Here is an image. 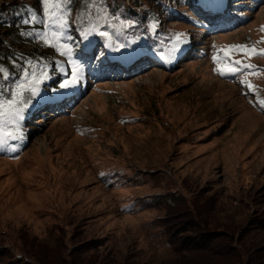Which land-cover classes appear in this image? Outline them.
Returning <instances> with one entry per match:
<instances>
[{"label": "rangeland", "instance_id": "1", "mask_svg": "<svg viewBox=\"0 0 264 264\" xmlns=\"http://www.w3.org/2000/svg\"><path fill=\"white\" fill-rule=\"evenodd\" d=\"M96 1L72 0L69 31L52 4L39 36L0 28L29 86L3 114L0 264H264V0L148 3L149 37H176L134 51L105 29L121 1L99 23ZM189 221L206 241L184 251Z\"/></svg>", "mask_w": 264, "mask_h": 264}, {"label": "trees", "instance_id": "2", "mask_svg": "<svg viewBox=\"0 0 264 264\" xmlns=\"http://www.w3.org/2000/svg\"><path fill=\"white\" fill-rule=\"evenodd\" d=\"M36 1V3L32 4H19L14 2L3 3L0 6V28L3 29L5 32H8L7 35L10 34L9 32L15 31L21 38H28L33 34L39 36L41 35V33H43L44 28L49 25L50 17H55L54 14H50V12L46 11V6L48 4L49 7L52 5L56 7V9L52 10L53 12L64 10L63 12H61L62 15L59 16L58 24L59 26H63L66 30L69 31V26L66 24L65 16H71L73 12L72 0H49L48 3L45 1V7L43 6L44 12L42 14L37 13L38 9L42 5L41 0ZM104 1L105 0H97L96 3L91 7V14L98 23L100 22V19L107 21V18L103 13L102 7ZM120 1L124 8H126L127 10L125 16L122 17V21L123 23H125V28L118 27V30H116V32H112V30L110 29V21V23L105 26L106 30H109L111 34H115L116 40L120 45L122 44L125 47L132 49L130 51H134L137 47L135 46V43H133L132 39L134 38L133 36L136 34L143 40L142 49L149 48V46L151 47L152 45H157L162 48L173 43L174 37H176L175 34H162L160 40H153L151 37H149V35L147 34V26L152 24L153 20L147 14V12H145L143 7L150 3L154 5V7H156L159 12L163 13L167 17H170L169 14L180 17L181 15H178L176 10H174L172 6L176 3L180 4L181 6H184L183 3L186 0H132V7L134 9L133 12H135L134 15L132 14L133 9L130 10V6L127 5V2L125 0ZM204 1L208 2L210 0ZM191 2H194V0H191ZM194 13L195 15L193 13L190 15V18L192 19L191 21L197 24H201V18H199L195 11ZM185 16H188L187 13ZM118 22H120V20ZM154 41L158 42L154 43ZM88 46L85 49L89 50ZM25 49V45L17 46V48H14V46L10 47L3 40H0V84H3L5 86V89H8V93L10 95L9 97H11V99H7L3 92L0 91V135L1 137H3L4 141H7L9 145L12 144L11 137L8 135L9 123L4 118L3 114L7 113L9 115L10 110H13L14 104L16 102V95L23 94L26 91L25 89H27L29 86H27V83L25 81L15 82V80H13V78L8 73V69L12 70L13 73L16 74V76H26L25 70L27 69V62L25 58L26 53H24ZM95 52L97 53V49ZM99 54L100 55L98 57L103 58V56H105L104 52L100 51ZM20 69L22 70V72L21 74H18V71ZM33 73L34 72H31L30 77H28V79H31V75H33ZM196 228L197 224L194 221L186 222V224L181 228L180 234H182V236L180 241L182 244L181 247L184 251L188 249L197 250L202 247V245L206 241V237H199L194 236L193 234H186L190 231L195 230Z\"/></svg>", "mask_w": 264, "mask_h": 264}, {"label": "snow or ice", "instance_id": "3", "mask_svg": "<svg viewBox=\"0 0 264 264\" xmlns=\"http://www.w3.org/2000/svg\"><path fill=\"white\" fill-rule=\"evenodd\" d=\"M75 77H73V81H72V83H75ZM62 87H64V88H67V87H69V82H64L63 84H62Z\"/></svg>", "mask_w": 264, "mask_h": 264}]
</instances>
